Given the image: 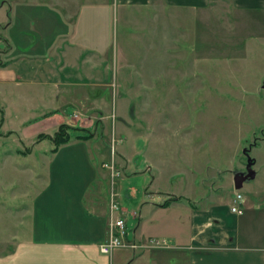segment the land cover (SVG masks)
Returning a JSON list of instances; mask_svg holds the SVG:
<instances>
[{"label": "rangeland", "instance_id": "1", "mask_svg": "<svg viewBox=\"0 0 264 264\" xmlns=\"http://www.w3.org/2000/svg\"><path fill=\"white\" fill-rule=\"evenodd\" d=\"M6 1L8 6L0 0V37L12 22L33 43L30 25L47 23V0ZM164 1L78 0L100 14L95 47L106 72L102 88L90 87L88 93L102 94L101 110L93 111L101 114L102 125L73 134L92 133L102 195L119 207L112 218L122 216V209L130 215L136 210L131 201L136 183L125 175L144 159L161 171L153 172L154 187L181 202L156 213L133 237L123 236L124 246L108 254L110 264H186L187 251L179 247L188 244V206L221 198L229 209L235 193L248 205L240 217L239 243H249L253 233L264 237L258 207L264 194V10L235 7L233 0H209L199 8ZM3 91L0 255L27 227L28 205L47 178L51 147L46 139H34L33 118L40 112L24 111L13 88ZM110 158L119 173L112 179L101 167ZM248 163L254 176L234 189V176L246 173ZM185 171L190 184L183 180Z\"/></svg>", "mask_w": 264, "mask_h": 264}, {"label": "crops", "instance_id": "2", "mask_svg": "<svg viewBox=\"0 0 264 264\" xmlns=\"http://www.w3.org/2000/svg\"><path fill=\"white\" fill-rule=\"evenodd\" d=\"M120 1L135 5L151 3ZM208 1L175 0V4L199 8ZM168 3L169 0L164 1ZM5 4L8 6V1ZM80 4L78 0H47V23L30 25L33 43L22 35L21 26L12 22L6 23L0 37V92L5 87V93L7 90L11 93L13 88L24 111L40 112L33 118L38 125L36 134L52 133L59 124L86 129L93 124L95 129L102 125L101 114L93 113L102 108V94L88 95L90 87L102 88L106 72L105 60L95 47L100 36L97 33L100 14L94 7L83 4L82 8ZM233 4L264 10V0H233ZM27 48L32 49L31 53ZM61 110L66 113L61 115ZM10 132L23 140L17 132ZM91 139H72L47 153V178L28 205L27 227L1 253L0 264H110L111 256L98 250L106 238L110 212L109 199L102 195L99 155H93ZM122 160L127 164L126 158ZM131 168L125 178L136 183L131 187L136 212L130 215L127 209L120 210L127 239L156 213L181 203L178 196L154 187L157 178L154 174L158 170L152 162L144 159ZM185 173L184 182L192 183V177ZM227 206L221 198L201 206H188V244L179 247L187 251L186 264H264V237L253 233L248 236L249 243H239L237 232L240 217L248 208L246 200L241 204V214L232 213ZM258 207H263L260 214L264 216V194ZM171 233V238L177 240V233Z\"/></svg>", "mask_w": 264, "mask_h": 264}, {"label": "built area", "instance_id": "3", "mask_svg": "<svg viewBox=\"0 0 264 264\" xmlns=\"http://www.w3.org/2000/svg\"><path fill=\"white\" fill-rule=\"evenodd\" d=\"M112 157V156H111ZM102 167L105 168L109 173V178L112 179L118 176V171L114 167V163L112 158L108 161L102 163ZM111 197V193H110ZM110 199V198H109ZM243 202V198L239 193H235L234 197L232 198V203L230 206V211L235 214H241V204ZM109 207V220L107 223V230H106V238L103 242H101L98 246V250L102 254H110L113 249L124 246L121 238L126 236V229L124 224V219L122 216H116L112 218V213L114 211H119V207L115 204L111 199L108 202ZM131 248L135 247L133 243L128 244Z\"/></svg>", "mask_w": 264, "mask_h": 264}, {"label": "trees", "instance_id": "4", "mask_svg": "<svg viewBox=\"0 0 264 264\" xmlns=\"http://www.w3.org/2000/svg\"><path fill=\"white\" fill-rule=\"evenodd\" d=\"M89 129L69 126L67 124H59L56 129L52 133H38L35 135V141L46 139L49 143H51V147L49 148V152L55 151V149L64 143L69 142L72 139H82L86 140L92 137V133L90 132L87 136L80 134H73L75 131H85L88 132ZM174 199V198H172Z\"/></svg>", "mask_w": 264, "mask_h": 264}, {"label": "water", "instance_id": "5", "mask_svg": "<svg viewBox=\"0 0 264 264\" xmlns=\"http://www.w3.org/2000/svg\"><path fill=\"white\" fill-rule=\"evenodd\" d=\"M262 87L264 88V80H263V84ZM250 163L247 164L246 166V173L244 175H235L233 178V187L234 189H238L241 186V181L248 178V177H252L253 172L250 170L249 168Z\"/></svg>", "mask_w": 264, "mask_h": 264}]
</instances>
